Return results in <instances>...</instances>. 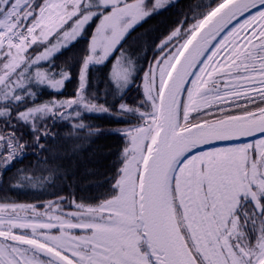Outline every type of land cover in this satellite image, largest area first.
<instances>
[{
  "label": "snow or ice",
  "instance_id": "obj_1",
  "mask_svg": "<svg viewBox=\"0 0 264 264\" xmlns=\"http://www.w3.org/2000/svg\"><path fill=\"white\" fill-rule=\"evenodd\" d=\"M179 2L0 0V264H264V0L188 3L146 71L121 52L102 90L89 79ZM81 39L74 95L37 103V86L73 79L53 60ZM110 90L115 106L98 103ZM90 114L123 125L106 130L125 146L102 198L61 195L66 170L50 157L16 168L29 147L51 152L49 119L100 135ZM32 189L51 198L8 195Z\"/></svg>",
  "mask_w": 264,
  "mask_h": 264
},
{
  "label": "trees",
  "instance_id": "obj_2",
  "mask_svg": "<svg viewBox=\"0 0 264 264\" xmlns=\"http://www.w3.org/2000/svg\"><path fill=\"white\" fill-rule=\"evenodd\" d=\"M209 3L210 0H180L174 8H169L166 11H161L158 15H153L146 21L138 24L134 31L128 36L126 42L123 44V49L114 52L110 57V62L104 65H97L89 69V79L97 88L95 91H100L104 88L108 79V74L116 60L121 58V52L124 55L132 58L138 68L148 69L149 63L153 57L158 53L155 50V45L159 43V38L167 33L168 28L177 19L178 13L181 9L186 10L188 3ZM92 29H89L91 31ZM87 41L79 40L69 50L63 52L62 55L54 57L56 71L62 67L68 66L73 79L65 82L64 88L60 91H55L51 88H40L37 86V103L48 100L67 99L74 95L77 81L75 79L79 69V58L86 47ZM71 61L69 62V58ZM43 68L49 67L43 65ZM138 76H143V72H137ZM142 83L140 79L136 80V85ZM140 89L133 87L127 91L125 95V102L132 105L138 100ZM117 102L115 96L111 94V90L106 99L102 98L98 103H105L106 106L114 107ZM79 123L78 120L68 118L58 122L52 120L46 121V128L43 130L50 133L48 139H42L44 143L51 149V152H40L39 149L32 147L27 148L28 155L25 157L22 164H17L16 168H22L29 164H34L38 161L39 156L50 157V162L60 164L66 170V178H62L59 183L60 194L68 196L75 192L78 197H101V194L108 190L107 177H111L114 168L118 166L120 153L125 146V139L121 134L115 132H108L107 129L123 127L118 124L111 117L107 115H85L84 123L93 128L103 129L100 135L87 137L86 129L77 130L75 136L71 135L73 132L72 125ZM25 133V140L31 141L32 137L28 135L29 129L21 128ZM54 137V138H53ZM79 144L80 147L73 151V146ZM33 153H37L34 155ZM16 169L13 168L7 173L8 177L15 174ZM8 195L22 203H32L50 199L47 195L40 194V191L32 189L25 191H8ZM94 202V201H89Z\"/></svg>",
  "mask_w": 264,
  "mask_h": 264
},
{
  "label": "water",
  "instance_id": "obj_3",
  "mask_svg": "<svg viewBox=\"0 0 264 264\" xmlns=\"http://www.w3.org/2000/svg\"><path fill=\"white\" fill-rule=\"evenodd\" d=\"M217 146H220V144H219V143H217Z\"/></svg>",
  "mask_w": 264,
  "mask_h": 264
},
{
  "label": "rangeland",
  "instance_id": "obj_4",
  "mask_svg": "<svg viewBox=\"0 0 264 264\" xmlns=\"http://www.w3.org/2000/svg\"><path fill=\"white\" fill-rule=\"evenodd\" d=\"M56 90V89H55Z\"/></svg>",
  "mask_w": 264,
  "mask_h": 264
}]
</instances>
